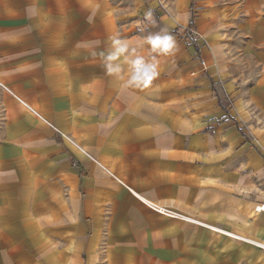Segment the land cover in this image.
<instances>
[{
	"label": "crops",
	"instance_id": "obj_1",
	"mask_svg": "<svg viewBox=\"0 0 264 264\" xmlns=\"http://www.w3.org/2000/svg\"><path fill=\"white\" fill-rule=\"evenodd\" d=\"M262 203L264 0H0V264H264Z\"/></svg>",
	"mask_w": 264,
	"mask_h": 264
},
{
	"label": "built area",
	"instance_id": "obj_2",
	"mask_svg": "<svg viewBox=\"0 0 264 264\" xmlns=\"http://www.w3.org/2000/svg\"><path fill=\"white\" fill-rule=\"evenodd\" d=\"M191 29V28H190ZM202 65H206V61L205 60H202ZM158 210H160V211H162V212H164V213H166V214H168V215H171V216H173V215H176V213H174V212H172V211H169V210H167L166 208H164V207H162V206H160V205H157V204H155L154 205ZM258 209L260 210V211H262V212H264V203H262V204H260L259 206H258ZM264 247V246H263Z\"/></svg>",
	"mask_w": 264,
	"mask_h": 264
},
{
	"label": "trees",
	"instance_id": "obj_3",
	"mask_svg": "<svg viewBox=\"0 0 264 264\" xmlns=\"http://www.w3.org/2000/svg\"><path fill=\"white\" fill-rule=\"evenodd\" d=\"M193 26H194V23L192 21L191 24H190V28H193Z\"/></svg>",
	"mask_w": 264,
	"mask_h": 264
},
{
	"label": "snow or ice",
	"instance_id": "obj_4",
	"mask_svg": "<svg viewBox=\"0 0 264 264\" xmlns=\"http://www.w3.org/2000/svg\"><path fill=\"white\" fill-rule=\"evenodd\" d=\"M165 46H167V45H165Z\"/></svg>",
	"mask_w": 264,
	"mask_h": 264
}]
</instances>
